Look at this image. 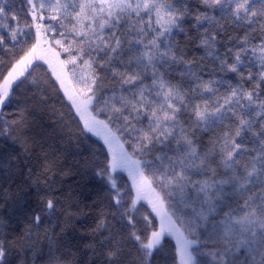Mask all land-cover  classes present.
Returning a JSON list of instances; mask_svg holds the SVG:
<instances>
[{"label":"snow or ice","instance_id":"obj_1","mask_svg":"<svg viewBox=\"0 0 264 264\" xmlns=\"http://www.w3.org/2000/svg\"><path fill=\"white\" fill-rule=\"evenodd\" d=\"M0 264H264V0H0Z\"/></svg>","mask_w":264,"mask_h":264}]
</instances>
